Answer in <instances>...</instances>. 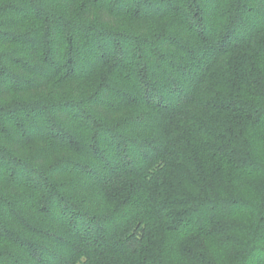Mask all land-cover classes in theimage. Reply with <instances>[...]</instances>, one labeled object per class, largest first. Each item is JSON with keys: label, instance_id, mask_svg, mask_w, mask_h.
<instances>
[{"label": "trees", "instance_id": "trees-1", "mask_svg": "<svg viewBox=\"0 0 264 264\" xmlns=\"http://www.w3.org/2000/svg\"><path fill=\"white\" fill-rule=\"evenodd\" d=\"M0 264H264V0H0Z\"/></svg>", "mask_w": 264, "mask_h": 264}]
</instances>
